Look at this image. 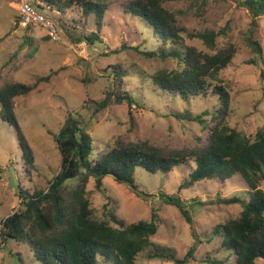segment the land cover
<instances>
[{
	"label": "rangeland",
	"instance_id": "rangeland-1",
	"mask_svg": "<svg viewBox=\"0 0 264 264\" xmlns=\"http://www.w3.org/2000/svg\"><path fill=\"white\" fill-rule=\"evenodd\" d=\"M130 1L108 0V8L98 25L95 14H85L79 5L59 7L34 0L56 29V34L51 35L48 28L39 24L20 27L19 0H0V85L14 81L36 85L29 94L13 100L28 149L21 143L16 126L0 115V232L3 220L20 208L19 192L47 189L49 181L60 171L61 154L54 134L59 132L69 112H78L89 128L93 156L118 135L126 133L129 126L133 127L130 133L133 140L147 139L169 148L192 147L208 135L212 113L218 105L216 97L183 98L178 93L163 91L151 81V75L160 69L176 68L177 62L170 57L161 59L145 54L159 52L164 46L144 18L126 13ZM163 3L175 13L184 36L210 29L218 32V46L227 42L236 45L234 58L220 73L231 94L229 124L254 139L264 126V15L254 20L238 0H164ZM93 33L98 38L90 44L87 38ZM251 34L263 51L257 64L252 62L256 55L248 42ZM186 41L200 50L207 49L198 38ZM120 72L124 73L121 77ZM115 75L123 91L131 93L138 104L111 102L99 108L98 103L108 91L115 90ZM45 76L49 79L43 80ZM187 114H201L206 122L181 118ZM190 163L155 173L136 167L134 190L112 176H106L99 189L90 178L87 197L99 219H107L113 210L121 221L133 223L149 220L155 211L158 231L151 242L156 248H168L179 258L195 244L194 229L200 239L194 258L187 264H236V253L220 248L223 237L214 234V229L240 214L243 203L249 200L250 189L235 174L226 181L202 180L178 190L189 177L190 167H195L194 162ZM260 187L264 189V183ZM172 193L187 205L192 224L176 206L164 202L163 197ZM233 197L241 202H225ZM112 225L118 227L116 223ZM152 248L149 245L140 252L138 263L175 264L149 258ZM113 254L100 257L97 264H114ZM0 264L42 263L27 243L3 240L0 236ZM256 264H264V260Z\"/></svg>",
	"mask_w": 264,
	"mask_h": 264
},
{
	"label": "trees",
	"instance_id": "trees-1",
	"mask_svg": "<svg viewBox=\"0 0 264 264\" xmlns=\"http://www.w3.org/2000/svg\"><path fill=\"white\" fill-rule=\"evenodd\" d=\"M48 5L68 7L72 3L83 8L85 14L94 13L99 25L108 8V0H44ZM164 0H131L126 13L144 18L162 39L163 48L148 51L149 57L172 58L177 66L160 69L151 75V81L166 92H175L183 98L215 96L218 105L212 113L208 135L198 145L183 148H169L152 143L147 139L133 140L129 126L126 133L118 135L93 156V139L89 128L83 123L78 112H69L54 139L61 154V169L49 181L47 189L33 193L21 190V205L18 211L2 222L0 236L3 240L27 243L33 255L42 264H97L100 257L114 255V264H140L138 256L147 246H153L149 258L187 264L194 258L200 239L193 229L196 241L182 258L176 257L168 248H156L151 237L158 231L156 212L149 220L133 223L121 221L111 210L107 219H99L87 197V185L93 178L101 189L103 179L112 176L117 182L137 187L134 181L136 167L150 172L171 171L181 164L194 162L188 178L178 190L194 183L215 178L226 181L239 174L249 187V200L236 217H230L216 226L214 234H221L220 248L236 253V264H256L264 260V126L254 139L229 124L231 115V94L220 75L234 58L237 49L232 42L218 46V32L205 30L183 35L184 29L177 24L174 12L164 6ZM255 20L264 15V0H238ZM253 20V22H254ZM252 31V29H251ZM87 38L90 44L98 38L96 33ZM198 38L206 46L200 50L187 44L186 39ZM256 57L262 59L260 43L248 37ZM168 49V50H167ZM259 58V59H258ZM120 77L124 73H118ZM44 79H49L45 76ZM117 79L115 75L113 80ZM114 88L108 91L98 106L105 108L111 102H126L129 106L138 104L122 83L116 80ZM120 81V82H119ZM36 85L14 81L0 85V115L20 131L13 100L29 94ZM206 114V112L204 113ZM203 115L187 114L181 118L205 123ZM208 126V125H207ZM20 131V140L28 149ZM30 155V154H29ZM30 162L32 157L29 156ZM166 204L176 206L188 223L192 215L185 202L175 193L163 197ZM227 203H240L233 197ZM116 223L117 226H113ZM108 259V258H107ZM213 262V260H211Z\"/></svg>",
	"mask_w": 264,
	"mask_h": 264
},
{
	"label": "built area",
	"instance_id": "built-area-1",
	"mask_svg": "<svg viewBox=\"0 0 264 264\" xmlns=\"http://www.w3.org/2000/svg\"><path fill=\"white\" fill-rule=\"evenodd\" d=\"M19 21L18 24L22 28H27L34 24L42 25L49 29L51 35L56 34L55 27L46 20L45 16L40 12L34 0H19Z\"/></svg>",
	"mask_w": 264,
	"mask_h": 264
}]
</instances>
